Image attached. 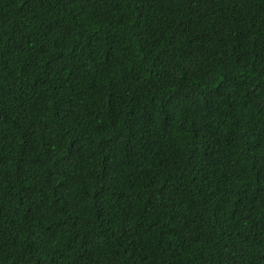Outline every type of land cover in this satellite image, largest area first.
<instances>
[{
  "label": "trees",
  "instance_id": "1",
  "mask_svg": "<svg viewBox=\"0 0 264 264\" xmlns=\"http://www.w3.org/2000/svg\"><path fill=\"white\" fill-rule=\"evenodd\" d=\"M0 264H264V0H0Z\"/></svg>",
  "mask_w": 264,
  "mask_h": 264
}]
</instances>
